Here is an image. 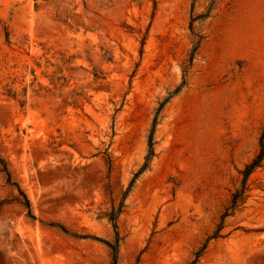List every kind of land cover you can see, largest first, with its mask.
Returning <instances> with one entry per match:
<instances>
[{"label":"rangeland","instance_id":"rangeland-1","mask_svg":"<svg viewBox=\"0 0 264 264\" xmlns=\"http://www.w3.org/2000/svg\"><path fill=\"white\" fill-rule=\"evenodd\" d=\"M262 151L264 0H0V264H264Z\"/></svg>","mask_w":264,"mask_h":264},{"label":"trees","instance_id":"trees-1","mask_svg":"<svg viewBox=\"0 0 264 264\" xmlns=\"http://www.w3.org/2000/svg\"><path fill=\"white\" fill-rule=\"evenodd\" d=\"M209 12H207L206 14L204 15H200L198 17H196L197 19H201V18H205V17H208L209 15ZM194 52H195V48H193L192 52H191V56L194 55ZM181 87H182V84L176 88L175 91H173L169 96L168 98L164 99V101L160 104V107L162 109V105H164L169 98H171L175 93L179 92L181 90ZM158 121V118L155 117L154 120H153V123H152V129H151V132H150V135L148 137V149H147V154L144 158V162L143 164L141 165L140 169L135 173L134 175V180L130 186V188L133 186L134 184V181L135 179L140 175L142 174L144 171H146L149 166H150V163H151V160L152 158L154 157L155 153H154V141H153V135H154V131H155V125ZM264 155V151L261 152V157H257V159L259 158V161L257 159H253L251 163L247 164L244 168V170L242 171V174L244 176V181H243V192L246 188V182H247V179L249 177V175L252 173V171L258 166V164H260V161L262 160V157ZM237 198V194H234L232 195V205L235 204V200ZM25 200H26V206L29 207V203L25 197ZM117 215V212H114L113 215H111L110 217V220L112 221V227H113V230L115 232V236H116V243L115 244H111V243H106L105 244L108 246V248L111 250L112 252V255H113V264H117V247H118V233H117V221L115 220V216Z\"/></svg>","mask_w":264,"mask_h":264}]
</instances>
